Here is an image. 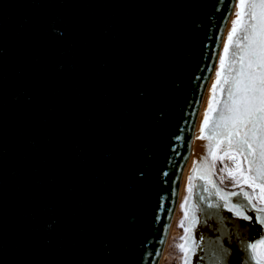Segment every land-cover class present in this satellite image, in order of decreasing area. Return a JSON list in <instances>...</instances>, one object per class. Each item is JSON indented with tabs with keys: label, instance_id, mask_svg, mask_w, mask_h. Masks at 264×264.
<instances>
[{
	"label": "water",
	"instance_id": "95a60500",
	"mask_svg": "<svg viewBox=\"0 0 264 264\" xmlns=\"http://www.w3.org/2000/svg\"><path fill=\"white\" fill-rule=\"evenodd\" d=\"M232 5L0 0V264H156ZM199 177L190 264H244Z\"/></svg>",
	"mask_w": 264,
	"mask_h": 264
},
{
	"label": "snow or ice",
	"instance_id": "6c2138e0",
	"mask_svg": "<svg viewBox=\"0 0 264 264\" xmlns=\"http://www.w3.org/2000/svg\"><path fill=\"white\" fill-rule=\"evenodd\" d=\"M230 11H234L236 18L231 22L227 42L223 44L224 55L219 57L223 77L222 72L217 71V80L212 86L213 96L219 87L223 99H216L218 107H213L211 100L209 102L199 137L207 140L206 155L194 167V172L200 169L199 178L205 182L202 191L219 201L208 200V209H226L243 221L252 220L248 213L254 211L256 221L264 226V0H233ZM212 112L215 116L210 119ZM205 127L207 136L203 134ZM216 148H220L235 166V174L227 170L233 187L243 183L251 191L242 187L238 191H225L219 186L223 184V178L219 182L212 179L217 160L223 162V156H216ZM241 161L246 167H242ZM220 171L223 173L226 168L222 167ZM257 188L259 195L256 194ZM192 191L190 177L189 195ZM199 200L204 201L205 197L201 195ZM196 223L197 217L193 215L189 227ZM184 231L186 235L181 240L192 239L193 242L188 247L184 243L176 247L183 254L182 264H188V254L197 245L187 235L189 228ZM260 236L249 242L246 233L240 234L239 245L246 254L244 264H264V232ZM161 251L157 249L156 255L160 256ZM212 255L215 264H228L231 250L217 249Z\"/></svg>",
	"mask_w": 264,
	"mask_h": 264
},
{
	"label": "rangeland",
	"instance_id": "374dc122",
	"mask_svg": "<svg viewBox=\"0 0 264 264\" xmlns=\"http://www.w3.org/2000/svg\"><path fill=\"white\" fill-rule=\"evenodd\" d=\"M235 19V15L233 17V20ZM232 27V23L229 26L227 32H226V37H225V41L224 43L227 42V36H228V32L231 30ZM223 55V48H222V52L221 55ZM220 68V62H218V66L216 69V72L219 71ZM215 80H216V76H215ZM215 80L213 82V84L215 83ZM213 84L210 86L208 93H207V97H206V101H205V106L203 109V116L201 118L200 124L198 126V132L196 134V138H195V145H194V151L192 153V160L190 162V169L188 171V175L186 178V183L184 186V193L181 197V199L179 200L178 203V209H177V215H176V219L174 222V230H176L177 232H175L173 235H171L170 240L167 241L168 244H166L165 247V252H164V259L162 260L161 264H182V260H183V254L179 251V249L176 247V245L184 243L186 247H188L189 245L192 244L193 240L189 239L187 241L181 240V237H185V228H189V232H188V236L192 237L195 241V230H196V226L197 223L199 222L200 219V208L197 205V203L194 200V196H193V191L192 194L189 195L188 193V187H189V180L191 177V171L193 170V168L196 166V162H197V154L199 152V148H200V133H201V127L203 125V121H204V114L206 111V107L209 103V99L211 97V91H212V86ZM205 140V139H204ZM207 142V140H205ZM206 154V153H205ZM211 160L212 158L209 157ZM194 166V167H193ZM222 167L226 168V171L221 173L220 171V167H215L214 169H212V171L215 173L214 176H212V179L216 180L217 182H219V180L221 178H223V184L222 185H227L229 182H231L230 178H228L227 175V170H231L233 171L235 166L233 165V163L231 162V160L228 159L227 155H223V162H222ZM197 170L200 173V169L197 168ZM193 185V184H192ZM222 185H219L220 187ZM186 197L187 202H186ZM181 205H184V207L182 208ZM185 212L188 213L187 216H185ZM193 215H196L197 217V223L196 224H192L191 227H189L190 224V220L192 218ZM183 222V227L181 226V223ZM194 250H191L188 254V264L191 263V257H192V253Z\"/></svg>",
	"mask_w": 264,
	"mask_h": 264
},
{
	"label": "bare ground",
	"instance_id": "6f19581e",
	"mask_svg": "<svg viewBox=\"0 0 264 264\" xmlns=\"http://www.w3.org/2000/svg\"><path fill=\"white\" fill-rule=\"evenodd\" d=\"M233 17H234V11H231L230 15H229V19H228L227 25H226V29H225L224 37H223V40H222V43H221V47H220V50H219L215 65H214V67H213V69H212V71L210 73L209 80H208V83L206 85L203 97H202L201 106H200V109L198 111V114H197V117H196V120H195V124L193 126V130H192L190 141H189L187 160H186V163H185V166H184L181 178H180L177 205H176V208H175V211H174L173 219H172L168 234L166 236L165 243H164L162 251H161V255L158 257V260H157L156 264H161L162 260L164 259V252H165L166 244H168L167 241L170 240L171 235H173L175 232H177L176 230H174V222H175L176 215H177V209H178L177 207H178L179 200L181 199V197H182V195L184 193V186H185V183H186V178H187V175H188V171L190 169V162L192 160V153L194 151L195 138H196V134L198 132V126H199L201 118L203 116V109H204V106H205V101H206L208 90H209L210 86L213 84V82L215 80L216 69H217V66H218L219 57L221 55L223 44H224V41H225L226 32H227L229 26L231 25ZM200 136H201V133H200ZM199 140H200V144L201 145H200V148H199V152L197 154V162H196L195 165L200 163L201 162V158L206 155L205 153H206V144H207V142L204 139H200L199 138Z\"/></svg>",
	"mask_w": 264,
	"mask_h": 264
},
{
	"label": "flooded vegetation",
	"instance_id": "af4514ba",
	"mask_svg": "<svg viewBox=\"0 0 264 264\" xmlns=\"http://www.w3.org/2000/svg\"><path fill=\"white\" fill-rule=\"evenodd\" d=\"M223 55H224V52H223ZM223 55H222V56H223ZM219 71L222 72V77H223V71H222L221 67L219 68ZM222 77H221V78H222ZM216 80H217V77H216ZM216 80H215V83H216ZM215 83H214V84H215ZM221 96H222V93L219 91V87H217V90H216V96H215V97L213 96V88H212V91H211V97H210V99H209V102H210V100L212 101L213 107H218V105L216 104V99H221ZM208 105H209V103H208ZM208 105H207V107H206V111H207V109H208ZM206 111H205V113H206ZM212 113H213V112H212ZM209 115H211V113H210ZM204 117H205V114H204ZM221 147H222V145H221ZM215 152H216V156H217V157H220V156H223V155H224V153L220 151V148H216V149H215ZM231 162H232V161H231ZM241 164H242V167H246V165L244 164L243 161H241ZM216 166L222 168V163H221L220 160H217V162H216ZM233 173L235 174V168H234V170H233ZM221 187H222L225 191H238V189L241 188V187L244 188V189L247 190V191H250V189H248V186H247L246 184H243V183H241L240 185H238V186H236V187H233L232 182H229L226 186H225V185H222ZM259 192H260V190H259V188H257V189H256V194L259 195ZM233 199H235V198H233ZM248 214H249L250 216H252V219H254V216H253L251 213H248ZM260 238H261V237H260ZM257 239H259V238H255V239H253V241H255V240H257ZM193 250H194V249H193Z\"/></svg>",
	"mask_w": 264,
	"mask_h": 264
}]
</instances>
